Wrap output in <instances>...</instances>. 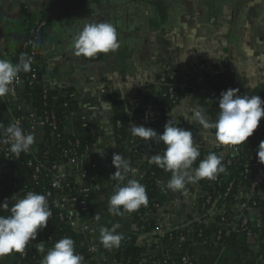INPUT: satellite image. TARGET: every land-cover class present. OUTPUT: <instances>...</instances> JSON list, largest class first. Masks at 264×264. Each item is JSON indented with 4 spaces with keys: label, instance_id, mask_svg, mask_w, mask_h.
<instances>
[{
    "label": "crops",
    "instance_id": "crops-1",
    "mask_svg": "<svg viewBox=\"0 0 264 264\" xmlns=\"http://www.w3.org/2000/svg\"><path fill=\"white\" fill-rule=\"evenodd\" d=\"M40 20H46L48 26L41 41L38 70L76 88L79 107L65 113L64 130L83 137L88 150L105 167L89 182L91 214L97 227L92 240L99 251L86 264L115 263L117 248L106 249L99 242V228L115 223L120 224L118 233L137 234L143 255L166 258L170 264H182V250L161 239L173 229L188 230L179 242H191L196 264H264V244L251 245L237 232L229 243L217 240L220 214L234 213L236 205L203 210L205 179L186 184L185 190L172 191L166 187L171 173H163L159 190L166 198L155 212L143 219L127 212L121 216L108 212V200L117 183L126 184L130 178L141 183L142 163L156 166L146 159L156 154L149 141L133 137L129 130L133 122L151 127L161 117L151 98L169 103V88L179 87L181 96L170 115L177 126L193 132L199 149L206 150L219 146L215 130L203 129L193 119L194 110L202 107L212 121L214 103L229 88L264 100V0H0V59L14 63L29 27ZM89 21L112 23L119 48L92 58L77 56L70 47L72 37ZM23 86H18L17 94ZM206 91L217 97L202 105ZM33 109V104L20 96L18 100H11L9 93L0 96V125H7L12 110L26 114ZM120 115L127 116L126 149L144 152L141 159L123 157L131 171L122 182L111 179L117 170L112 163L118 144L114 121ZM241 151V147H226L223 155ZM198 227L206 230V236L199 234ZM79 242L85 248L89 244L88 238ZM31 243L37 248L38 238ZM44 246V252L51 248ZM17 255L16 250L0 255V264H15Z\"/></svg>",
    "mask_w": 264,
    "mask_h": 264
},
{
    "label": "clouds",
    "instance_id": "clouds-1",
    "mask_svg": "<svg viewBox=\"0 0 264 264\" xmlns=\"http://www.w3.org/2000/svg\"><path fill=\"white\" fill-rule=\"evenodd\" d=\"M116 27L108 21H89L77 31L71 40L70 47L77 56L92 58L100 53H109L119 48ZM32 60L21 54L18 63L7 59H0V96L10 92V85L17 80L18 74L31 70ZM239 89L229 88L220 93L218 98L219 113L215 121H210L205 110L200 107L194 110L193 119L198 121L205 130L214 129L217 144L225 146H239L246 144L260 125L264 117V100L259 95H240ZM187 119V118H186ZM191 122V121H189ZM133 137L145 141L163 142L166 146L163 153L146 156L148 162L171 172L166 187L172 191L185 190L186 184L196 183L201 179L213 180L218 174L226 171L222 163L223 155L209 152L199 161L197 167L194 162L200 156L199 144L195 142L193 132L177 126L173 118L164 125V131L158 133L151 127L130 124ZM0 134L7 137L4 141L10 144V151L19 155L27 153L35 143V133L25 132L18 124H10L6 128L0 125ZM101 155L103 151L100 150ZM256 155L260 163H264V140L259 143ZM113 165L116 171L111 179L124 181L131 171L130 164L121 155L113 154ZM15 203L9 209L6 199L0 207L9 210L7 216L0 215V255L8 254L12 250L22 252L30 241L35 240L38 231L47 227L52 213L45 194L27 191L21 198L15 195ZM148 195L145 186L138 179H127L126 184L117 183L108 200V212L121 216L124 212L132 213L142 205H148ZM99 215L96 219L99 220ZM119 223L110 228H99V242L106 249L118 248L124 236L118 233ZM37 250L45 251L43 242L37 244ZM84 258L75 251L74 240L63 237L57 240L53 247L47 250L40 264H83Z\"/></svg>",
    "mask_w": 264,
    "mask_h": 264
},
{
    "label": "built area",
    "instance_id": "built-area-1",
    "mask_svg": "<svg viewBox=\"0 0 264 264\" xmlns=\"http://www.w3.org/2000/svg\"><path fill=\"white\" fill-rule=\"evenodd\" d=\"M48 23L46 20H40L38 23L29 27L26 39L23 42L22 49L26 57H30L32 65H34V72L31 75L23 77L18 74L17 80L13 81L10 85V97L11 100H18L17 94L18 86L25 84L26 82L33 83L37 78V63L41 54V48L38 41L41 35L44 33ZM21 54L19 55V57ZM45 92L47 86L51 85L57 88H64L65 83L57 81L56 79H46ZM216 95V94H213ZM169 103L176 104L179 100L176 86H171L168 90ZM17 111V110H16ZM20 112V111H19ZM21 113V112H20ZM21 115H27L25 122L21 117H17L13 114L9 120L10 124H18L22 129L27 132L35 133V143L31 146L30 151L27 153L21 152L19 155L10 151V144L5 143L6 136L0 134V203L6 202L9 205V209L12 204L15 203V199H11L13 195L16 198H21L27 189L22 187H14V178H19L17 170L11 167L12 160L19 159L20 156L26 158V166L32 169V180L38 181L40 176L44 174L48 177L49 185L53 191L54 200L47 197L49 207H53L58 211L61 220L74 230L78 239L85 238L89 240L86 250L90 255L89 259L84 258L86 264L90 259L94 257L99 251V245L95 240H92L97 234V227L91 214L90 195L92 188L89 182L98 175L99 161L92 156V153L88 150L87 144L83 148V142L77 134H67L64 130L63 124L59 123L54 111L46 112L44 115H40L36 108L29 113H21ZM264 117L261 118L263 121ZM260 121V125L257 132H263V135H256L255 151L250 158L253 166L245 165L244 169L240 173L238 178H231L232 171L224 172L222 178L229 180L228 189L223 194L216 197L213 202V195L205 192V200L207 204H213V209L217 208V202L221 198L225 199L229 196L230 191L235 187L234 199L228 203H234L236 211L233 213L231 210L220 214L219 229L217 230V240L222 241L224 226L230 228V232H237L242 234L246 242L251 245H259L264 243V238L259 236L258 232H262L264 229V207L259 205L262 203L264 206V163H260L256 155V149L259 143L264 140V126ZM9 124V125H10ZM6 128V126H5ZM49 128L50 135L57 138L53 141L59 148V160L53 165L50 162L51 151L47 149V131ZM65 143V146H62ZM222 146L221 153L226 147L235 146ZM217 146V147H219ZM216 147V148H217ZM237 147H241L242 151L239 154L223 155V160L227 166L233 165L235 159L242 155L244 151V145L241 144ZM149 148H153L152 141H149ZM41 154H43L41 156ZM199 162V161H198ZM221 179V175L218 174L213 180L207 179L210 185H213L216 181ZM160 177L157 179V184L160 185ZM7 192L6 196H1L2 193ZM222 206H226L222 204ZM0 210H5L0 207ZM217 210V209H216ZM9 211V210H6ZM230 212V213H229ZM202 228H200L199 234L202 236ZM38 243L48 244L51 247L54 246L52 236L48 235L46 231H38ZM30 243L28 246H32ZM45 253V252H44ZM42 254V253H41ZM27 256V248L22 252H18L15 264H24V259ZM182 264H196L195 255L189 252H183L181 256ZM148 262L145 255H141L137 264H146ZM29 264H40V261ZM151 264H169L167 259H156Z\"/></svg>",
    "mask_w": 264,
    "mask_h": 264
},
{
    "label": "trees",
    "instance_id": "trees-1",
    "mask_svg": "<svg viewBox=\"0 0 264 264\" xmlns=\"http://www.w3.org/2000/svg\"><path fill=\"white\" fill-rule=\"evenodd\" d=\"M45 32V31H44ZM44 33L41 35L38 44L41 48V41L43 38ZM23 53V49L21 48L14 57V64L19 62V55ZM34 72V65L31 64V70L29 72H23L21 71L19 74L23 77H26L28 75H31ZM46 79H51L44 71H38L37 72V78L34 79V82L31 84L29 82H26L23 86V89L21 92L18 93V95L24 100L31 102L33 104V107L37 109L40 115H44L46 112L54 111L59 123L64 122L66 116L65 113L70 111H76L79 107V102L75 97L76 94V88L74 86L66 84L64 88L60 89L54 86H47V90L45 92V84L47 83ZM177 94L181 96L180 88L177 87ZM107 97L109 94H106ZM217 95H212L211 91H206L203 99H202V105L208 103L209 101H213ZM151 104L157 105L159 109L162 112L161 117H159L157 120L152 122L151 128L155 129L158 133H162L164 131V125L165 123L170 119V112L172 111V108L175 106L173 103H165L163 100H161L158 97H154L150 99ZM219 113V107L218 102H215L213 105V120L215 121ZM13 114L17 117H21L22 121L25 122L27 115H21L19 111L13 110ZM172 117V116H171ZM173 118V117H172ZM261 123L264 126V119L261 121ZM9 122L7 123L6 127L9 126ZM114 128H115V135L118 140V144L114 147L113 151L116 154L121 155L122 157L129 158L131 160L141 159L144 156V152L141 149H134L132 151H128L125 147L126 144V138L128 134V126H127V116L126 115H120L115 118L114 121ZM49 128L46 129L47 131V149L51 151L50 153V162L51 164H55L59 158V148L53 144V141H56L57 138L50 135ZM256 135H263V132H257L255 131L254 134L248 138V141L244 145V151L241 156L237 157L235 159V162L231 166H227L225 161H222L223 165L225 166L226 171L233 173L231 174V178H238L240 176V173L244 169L245 165L253 166V163L250 161L251 156L253 155L255 151V136ZM81 138L83 142V148L86 147L87 141L81 137L80 135H77ZM153 144V151L155 153H163L164 148L166 147L163 142L156 143L154 140H151ZM62 146H65V143H62ZM222 146H219L215 149L206 150V149H199L200 156L198 157L197 161L194 162L193 167H197L201 159H203L209 152H215L218 155H220ZM43 154H41L42 156ZM92 156L96 159V156L92 153ZM1 158V157H0ZM26 158L24 156H20L19 159L12 160L11 167L17 170L19 178H14L13 185L14 187H22L27 189V191H35L41 194H47L49 199L54 200L53 191L49 185L48 177H46L44 174L40 176V179L38 181L32 180V169L28 168L26 166ZM142 169H143V180L142 184L146 188V192L148 195V205L147 206H141L138 210L132 212L131 214H134L137 218L143 219L146 215L151 214L156 211L157 207L161 205L164 201L166 196L159 190V185L157 184V179L160 177L163 173H171L169 171H166L165 169L159 167V166H148L147 163H142ZM105 171V167L102 165H99L98 175L103 173ZM223 173H220L221 179L216 181L213 185H210L207 182V178L204 180V187L205 190L213 195V202H215V199L220 194H223L228 189L229 180H226L222 178ZM15 187V188H16ZM234 191L235 187L230 191L229 196H227L225 199L221 198L219 202H217V206H222V204L228 205L229 202H231L234 199ZM7 192L2 193L1 196H6ZM260 207H264L262 203L259 205ZM213 204H207L205 197L202 199V208L205 211H210L213 209ZM51 210V217L49 218L47 227L43 228V231H46L48 235L52 236L53 238V244L60 238H63L65 236L71 237L74 240V247L75 251L79 254H83L85 259L89 258V255L87 254L86 250L82 248L78 237L76 236L73 229H71L69 226H67L60 218L58 211L53 207V205L50 206ZM264 211V208H263ZM230 213V212H229ZM10 214V211L6 210H0V215L7 216ZM220 218V217H219ZM154 227V223H151L150 225ZM197 227V225H195ZM217 228H219L217 226ZM200 229V227H198ZM40 230V231H42ZM203 236H206V230L203 229ZM259 236L264 238V229L262 232H258ZM188 235L187 229H173L171 231L166 232L161 236V239L168 243L170 246L175 248H180L183 252H189L193 254V250L191 247V242L186 241L183 244L179 242L180 237H185ZM124 239L121 242L120 247L117 248L116 254H115V263L114 264H137L138 259L141 255L144 254L145 250L137 243V234L136 233H123ZM234 236V232H230V228L228 226H224L223 229V235H222V241L225 243H229ZM264 244V243H263ZM264 246V245H263ZM27 248V256L24 259V264H29L31 262L36 263L38 261H41L42 257L47 253H40L37 248L32 246H26ZM148 262L146 264H151L152 261L156 259L164 260V258H159L158 256L153 255H146ZM166 259V258H165ZM168 263L170 264V261L167 259ZM83 264L84 261H83Z\"/></svg>",
    "mask_w": 264,
    "mask_h": 264
}]
</instances>
